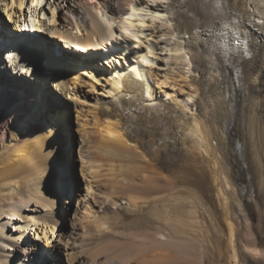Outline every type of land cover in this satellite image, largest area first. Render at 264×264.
<instances>
[{"label":"bare ground","instance_id":"1","mask_svg":"<svg viewBox=\"0 0 264 264\" xmlns=\"http://www.w3.org/2000/svg\"><path fill=\"white\" fill-rule=\"evenodd\" d=\"M222 3L0 0L26 83L0 78V264H264V0H227L249 48L229 66L192 30Z\"/></svg>","mask_w":264,"mask_h":264},{"label":"rangeland","instance_id":"2","mask_svg":"<svg viewBox=\"0 0 264 264\" xmlns=\"http://www.w3.org/2000/svg\"><path fill=\"white\" fill-rule=\"evenodd\" d=\"M7 30L8 29L5 28V30H3L2 33L5 34V35H7L8 34V33H6ZM15 54H16V51H14L12 53L13 56ZM15 56L18 57V55H15ZM152 56L153 55L150 54V58ZM13 59L14 60H18L15 57H13ZM49 60H48V65H49ZM30 66H31V68H30L31 71H36V68H39V66H40V62L39 61L32 62V64ZM21 69H22V64L20 62L17 61L15 64H13V63L10 62L9 59H6L5 57L3 58V57L0 56V78L3 81L2 82V85H1V91H2V86L6 85V84L7 85L8 84H11L7 80V77H6V74L7 73L13 77L12 78L13 83H14L13 85L20 86V83H21V86L20 87L26 88V83H23L20 80V79H23V77H24V75H22L23 73H22ZM39 70L44 71V70H42L40 68H39ZM68 72H69V70L62 69V71L60 73H58L57 75H56V72H55L53 74L51 73L52 76H49V77L51 79H53L55 77H57L58 79H61L62 78V75H65ZM46 74H47V72H46ZM31 77H33V76H31ZM7 89H11V85H8L7 86ZM14 89H15V91L18 90L17 88H14ZM15 91L14 90H11L10 93L13 95V93ZM55 92L58 93L57 91H55ZM247 102H249V95H248V98H247ZM28 109L32 110L33 109V106H31V107L29 106ZM48 110H49L48 108L45 110V112H44L45 115L44 116H47V117L49 116V114L47 113ZM61 143L64 144L63 142H61ZM71 147H72L71 154H69V152H68V154L66 156V159H68L67 161L70 163L69 166H67V169L64 170L65 164H64V161H63L64 160L63 159V155L62 154L60 155V152H59V153H57L56 158H54V163H53V165H52V167L50 169V172H49V182L51 181L52 185H54L53 187H55V189L57 191H61L62 188L64 186H67L68 184H70V182H71V184H73L74 187H79V185H80V176H79V172L77 170L74 147H73V145ZM59 149L60 148L58 147V150ZM60 151H61V149H60ZM67 161H66V163H67ZM73 202H74V198H72L71 200H68L67 204H68V206H70V208L73 207ZM263 212H264V209H263ZM59 229L61 231H66V229H67V221H66V218L62 219L61 222L59 223ZM262 245L264 246V244H262ZM87 258L89 260H92L93 259L92 256H87ZM57 259L56 258L54 260L50 259V262L47 263V264H53V263H58V262H61V264H68V260H67L65 254L63 253L62 250L57 251Z\"/></svg>","mask_w":264,"mask_h":264},{"label":"snow or ice","instance_id":"3","mask_svg":"<svg viewBox=\"0 0 264 264\" xmlns=\"http://www.w3.org/2000/svg\"><path fill=\"white\" fill-rule=\"evenodd\" d=\"M14 2V0H13ZM37 0H33V7L36 6ZM20 7L23 9L25 7V5L23 3H21ZM145 63H147V61H145Z\"/></svg>","mask_w":264,"mask_h":264}]
</instances>
